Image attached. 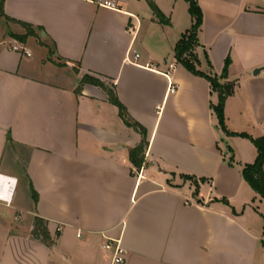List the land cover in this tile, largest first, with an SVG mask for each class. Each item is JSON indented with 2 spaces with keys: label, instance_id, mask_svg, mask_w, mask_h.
<instances>
[{
  "label": "crops",
  "instance_id": "1",
  "mask_svg": "<svg viewBox=\"0 0 264 264\" xmlns=\"http://www.w3.org/2000/svg\"><path fill=\"white\" fill-rule=\"evenodd\" d=\"M154 1L170 25L146 0H5L0 264H113L110 239L122 240L123 264H264V200L242 175L258 150L222 130L218 93L175 59L194 24L189 3ZM195 1L198 69L221 77L229 61L221 83L236 85L225 104L228 132L264 138V0ZM22 24L47 57L12 50L24 44L11 36ZM86 75L147 130L142 170L129 158L141 134L103 88L77 92ZM36 218L52 245L34 237Z\"/></svg>",
  "mask_w": 264,
  "mask_h": 264
},
{
  "label": "trees",
  "instance_id": "2",
  "mask_svg": "<svg viewBox=\"0 0 264 264\" xmlns=\"http://www.w3.org/2000/svg\"><path fill=\"white\" fill-rule=\"evenodd\" d=\"M154 12L157 20L163 25H170L169 19L161 12V10L157 7L154 0H146ZM190 9L189 12L194 20V24L192 28L187 31L180 41L177 43L175 47V59L179 64H181L185 69H187L190 73L206 78L210 84L211 88L214 92L218 93L219 102L217 106H213V110L217 115L219 120V125L222 130L229 136H239L243 138H247L252 141L255 147L258 150V157L253 164L247 165L243 171L242 175L244 180L249 184V186L256 192L263 200H264V138L254 139L246 134H235L228 132L225 125V104L229 97H231L235 93V83H221L222 79L227 77V71L229 66V61L226 63L225 70L221 77L207 75L201 72L198 69L200 65L199 58L195 53V50L199 44L198 34L199 30L203 24V12L195 0H186ZM4 3L5 0H0V16L9 20L4 13ZM27 33L23 36H16L14 38L25 43L26 40L30 37H36L35 29L27 24H22ZM85 84H91L95 86H99L108 92L109 101L115 105L119 109V113L121 118L124 120L125 124L128 127L134 128L137 132H139L142 136L141 143L135 148L130 150L129 158L130 162L138 171L142 170L147 162H146V152L149 147V142L147 140V130L139 123L132 121L129 118L127 109L125 106L119 101L115 92L105 86V84L89 75L83 77L80 82V85L77 89V92L80 93L82 86ZM183 178L187 180H194L191 176H183ZM201 182H205L202 180ZM197 191L198 192V184ZM33 235L37 239H41L43 242L48 245H52L53 241L48 232L47 223L40 219L36 218L35 227Z\"/></svg>",
  "mask_w": 264,
  "mask_h": 264
},
{
  "label": "built area",
  "instance_id": "3",
  "mask_svg": "<svg viewBox=\"0 0 264 264\" xmlns=\"http://www.w3.org/2000/svg\"><path fill=\"white\" fill-rule=\"evenodd\" d=\"M105 5L115 8V5L109 2H105ZM12 50L19 52L27 57H31L32 53L25 46L14 45ZM138 57V55H137ZM169 91L171 94L177 92V86L174 83L170 84ZM141 176V172L138 173ZM104 248L112 252V262L113 264H123L126 261L127 251L123 246L121 239H110L105 245Z\"/></svg>",
  "mask_w": 264,
  "mask_h": 264
},
{
  "label": "rangeland",
  "instance_id": "4",
  "mask_svg": "<svg viewBox=\"0 0 264 264\" xmlns=\"http://www.w3.org/2000/svg\"><path fill=\"white\" fill-rule=\"evenodd\" d=\"M14 30L15 33L11 32V36L14 38V35L16 36H23L27 33V31L25 29H20L16 26H14V28H12ZM4 30L6 31V28H4ZM16 33H21V34H16ZM31 38V37H30ZM28 38L26 40V42L22 45L20 43H17L19 46H25L27 49L30 50V52L32 53V59L33 60H41V58H45L48 56V48L45 47L41 41V38L38 36L33 37V38ZM184 181H192L194 185L198 184L199 182L196 180H187L185 178H183ZM261 205V204H259Z\"/></svg>",
  "mask_w": 264,
  "mask_h": 264
},
{
  "label": "water",
  "instance_id": "5",
  "mask_svg": "<svg viewBox=\"0 0 264 264\" xmlns=\"http://www.w3.org/2000/svg\"><path fill=\"white\" fill-rule=\"evenodd\" d=\"M262 70H263V69H256V70L254 71V75H258L259 73H261Z\"/></svg>",
  "mask_w": 264,
  "mask_h": 264
},
{
  "label": "bare ground",
  "instance_id": "6",
  "mask_svg": "<svg viewBox=\"0 0 264 264\" xmlns=\"http://www.w3.org/2000/svg\"><path fill=\"white\" fill-rule=\"evenodd\" d=\"M3 180H5V178H1V180H0V184H1V181H3ZM7 183V182H6ZM7 185V184H6Z\"/></svg>",
  "mask_w": 264,
  "mask_h": 264
}]
</instances>
